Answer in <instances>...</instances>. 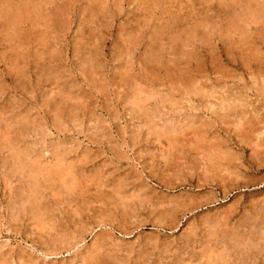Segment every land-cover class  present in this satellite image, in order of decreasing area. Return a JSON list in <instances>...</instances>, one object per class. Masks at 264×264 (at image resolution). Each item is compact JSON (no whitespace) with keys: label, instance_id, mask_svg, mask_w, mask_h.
Returning a JSON list of instances; mask_svg holds the SVG:
<instances>
[{"label":"rangeland","instance_id":"374dc122","mask_svg":"<svg viewBox=\"0 0 264 264\" xmlns=\"http://www.w3.org/2000/svg\"><path fill=\"white\" fill-rule=\"evenodd\" d=\"M32 2L0 0V264H264V0Z\"/></svg>","mask_w":264,"mask_h":264},{"label":"bare ground","instance_id":"6f19581e","mask_svg":"<svg viewBox=\"0 0 264 264\" xmlns=\"http://www.w3.org/2000/svg\"><path fill=\"white\" fill-rule=\"evenodd\" d=\"M17 1H18V0H17ZM28 1H29V0H28ZM32 1L34 2V1H37V0H32ZM260 1H261V0H260ZM33 2H32V3H33ZM39 2H40V1H39ZM47 2H48V1H47ZM52 2H53V1H52ZM43 3H44V2H43ZM25 4H26V3H25ZM33 4H35V3H33ZM37 5H38V4H37ZM38 6H39V5H38ZM260 6H261V8H264V5L260 4L259 7H260ZM2 7H3V6H2ZM39 7H40V6H39ZM39 7H38V8H39ZM15 8H16V7H14V9H15ZM34 8H36V7H34ZM20 9H21L22 12H24V14H25V13L27 14V13L29 12V10H28V6H23V7L20 8ZM36 9H37V8H36ZM30 10H31V9H30ZM37 10H38V9H37ZM247 10H248V9H247ZM247 10L245 9V12H244V13H246V12L249 11V10H248V11H247ZM257 10H258V9H257ZM38 11H39V10H38ZM262 11H263V9H262ZM262 11H261L260 13H259V11H258L259 14L257 13V14H256L257 16L255 15L253 19H257V18H258V19H261L262 17H263V19H264V11H263V13H262ZM249 13H250V12H249ZM249 13H248V14H249ZM254 13H255V12H254ZM240 14H241V12H240ZM240 14H239V16H241ZM262 14H263V15H262ZM21 15H22V14H21ZM244 15H245V14H244ZM18 17H19V16H18ZM242 17H243V16H242ZM244 17H245V16H244ZM244 17H243V18H244ZM236 18H237V17H236ZM243 18L239 17L238 20H239V21H243V20L245 19V18H244V19H243ZM246 18H247V17H246ZM247 19H248V18H247ZM232 20H233V19H232ZM239 21H238V22H239ZM9 22H10V21H9ZM249 22H250V21H249ZM249 22H247L246 24H248ZM260 22H261V21H260ZM13 24H14V23H13ZM14 25H15V24H14ZM178 25H179V24H178ZM244 25H245V24H244ZM248 25H249V24H248ZM241 28H242V27H241ZM241 31H242V30H241ZM236 35H237V34H236ZM244 36H245V35H244ZM243 39H244V38H243ZM183 41H184V40H183ZM151 112H152V111H151ZM7 116H8V115H7ZM197 139H198V138H197ZM256 144H258V143H256ZM259 144H260V143H259ZM262 145H263V144H262ZM262 145H261V146H262ZM258 148H259V147H258ZM213 162H214V161H213ZM16 163H17V162H16ZM28 164H29V163H28ZM39 173H41V172H39ZM28 174H29V172H28ZM65 175H66V174H65ZM50 177H51V176H50ZM57 177H58V176H57ZM71 178H72V176H71ZM62 179H63V178H62ZM70 181H71V180H70ZM72 181H74V180H72ZM32 184H33V183H32ZM117 186H118V185H117ZM35 190H36V189H35ZM40 190H41V189H39L38 193L41 192ZM43 190H44V189H43ZM31 191H32V190H31ZM70 191H72V190L70 189ZM33 193H34V192H33ZM33 193H31V194H33ZM35 193L37 194V192H35ZM35 193H34V194H35ZM44 193H45V191H44ZM46 193H47V192H46ZM66 193H67V192H66ZM70 193H71V192H70ZM73 193H74V192H73ZM139 194H140V193H139ZM32 196H33V195H32ZM32 196H31V200H34L33 203H34V204L38 203V202H39V199L37 200V202L35 201L36 199H34V198L36 197V195H35L34 198H33ZM73 196H74V195H73ZM32 198H33V199H32ZM70 198H71V197H70ZM124 199H125V198H124ZM137 199H138V198H137ZM142 199H143V197H142ZM147 200H148V199H147ZM28 202H29V201H28ZM120 203H121V202H120ZM28 204H29V203H28ZM34 204H33V205H34ZM40 204H41V203H40ZM29 205H30V204H29ZM41 205H43V204H41ZM126 205H127V204H126ZM36 206H37V205H36ZM38 206H39V205H38ZM43 206H45V204H44ZM31 207H32V206H31ZM34 207H35V206H34ZM29 208H30V207H29ZM39 208H40L39 210H42L41 207H39ZM48 208H49V207H48ZM33 209H34V208H33ZM44 209H45V208H44ZM46 209H47V208H46ZM46 209H45L44 211H46ZM31 210H32V209H31ZM24 211H26V210L24 209ZM32 211H33V210H32ZM36 211L39 213L38 210H35V213H36ZM46 212H47V211H46ZM50 212H51V211H50ZM32 213H33V212H32ZM42 213H43V211H42ZM42 213H41V214H42ZM121 213H122V212H121ZM34 216H35V215H34ZM36 216L39 217L40 215L37 214ZM36 216H35V217H36ZM41 217H42V216H41ZM45 217H46V216H45ZM42 219H44V217H43ZM37 220H38V219H37ZM40 221H42V220H40ZM46 221H48V220H46ZM52 225H53V224H52ZM193 231H194V230H193ZM231 238H232V237H231ZM63 241H64V240H63ZM58 245H59V244H58ZM69 245H70V244H69ZM104 245H105V244H104ZM102 247H103V246H102ZM99 248H100V247H99ZM104 248H105V247H104ZM102 250H103V249H102ZM103 251H104V250H103ZM92 253H93V252H92ZM100 253H102V251H101ZM200 253H201V252H200ZM198 255H200V254H198ZM96 256H97V255H96ZM99 257H100V256H99ZM106 261H107V260H106ZM103 262H104V261H103ZM99 263H100V262H99ZM106 263H107V262H106ZM106 263H105V264H106ZM174 264H175V263H174Z\"/></svg>","mask_w":264,"mask_h":264}]
</instances>
